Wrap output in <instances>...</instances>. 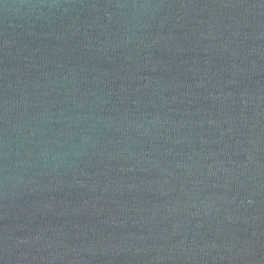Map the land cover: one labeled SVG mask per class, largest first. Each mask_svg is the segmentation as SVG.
Segmentation results:
<instances>
[{
  "label": "water",
  "instance_id": "95a60500",
  "mask_svg": "<svg viewBox=\"0 0 264 264\" xmlns=\"http://www.w3.org/2000/svg\"><path fill=\"white\" fill-rule=\"evenodd\" d=\"M0 264H264V0H0Z\"/></svg>",
  "mask_w": 264,
  "mask_h": 264
}]
</instances>
